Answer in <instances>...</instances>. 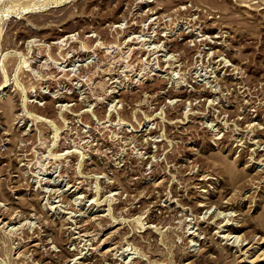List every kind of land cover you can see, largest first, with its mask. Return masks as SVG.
Returning <instances> with one entry per match:
<instances>
[{"label": "rangeland", "instance_id": "1", "mask_svg": "<svg viewBox=\"0 0 264 264\" xmlns=\"http://www.w3.org/2000/svg\"><path fill=\"white\" fill-rule=\"evenodd\" d=\"M0 264H264V0H0Z\"/></svg>", "mask_w": 264, "mask_h": 264}, {"label": "bare ground", "instance_id": "2", "mask_svg": "<svg viewBox=\"0 0 264 264\" xmlns=\"http://www.w3.org/2000/svg\"><path fill=\"white\" fill-rule=\"evenodd\" d=\"M1 90V89H0Z\"/></svg>", "mask_w": 264, "mask_h": 264}]
</instances>
